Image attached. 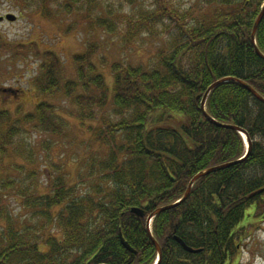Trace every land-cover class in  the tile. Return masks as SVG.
Listing matches in <instances>:
<instances>
[{"label": "trees", "instance_id": "16d2710c", "mask_svg": "<svg viewBox=\"0 0 264 264\" xmlns=\"http://www.w3.org/2000/svg\"><path fill=\"white\" fill-rule=\"evenodd\" d=\"M50 1L110 33L122 25L125 45L139 34L163 42L147 65L107 63L105 56L96 61L98 44L89 42L72 55L76 77L63 85L56 52H40L35 43L14 45L41 55L34 87L51 96L62 91L76 106L69 114L96 144L82 158L75 182L58 172L46 176L47 189L39 191L30 179L39 168H27L36 165L38 153L16 136L27 131L23 123H32L62 137L67 120L46 100L19 117L0 109V155L23 156L25 162L12 165L27 177L0 178V264H154L157 249L146 216L181 199L197 172L245 154L240 132L216 125L200 107L207 87L223 78L229 79L211 89L205 111L244 130L250 151L199 177L185 200L153 217L151 233L161 249L158 264H238L239 245L264 216V101L238 81L264 97V57L251 41L264 0H194L186 8L174 0H125L134 8L124 15L114 14L110 4L104 9L100 0ZM40 3L46 13V0ZM255 43L264 54V16ZM8 45L0 38L1 47ZM106 64L110 82L100 69ZM8 192L31 214L14 215ZM133 206L145 215L132 212ZM175 236L200 250H185Z\"/></svg>", "mask_w": 264, "mask_h": 264}, {"label": "rangeland", "instance_id": "374dc122", "mask_svg": "<svg viewBox=\"0 0 264 264\" xmlns=\"http://www.w3.org/2000/svg\"><path fill=\"white\" fill-rule=\"evenodd\" d=\"M40 2L41 0H0V16L7 13L16 16L13 21L6 19L0 21V38L10 43L7 47L0 46V109H6L14 117H19L26 112H33L37 102L46 100L56 104L57 112L67 120L69 129L62 137L40 132L32 127V123H23L27 131L16 136L22 138L27 145L32 144L38 153L36 165L27 164V168H39L34 181L30 179L31 182L39 184V191H45L46 176L52 177L58 172L68 174L69 182H75L81 171L82 158L89 152V148H94L96 143L93 137H88L85 130L79 126V121L74 115L69 114L76 111V106L64 96L62 91L51 96L40 93L34 87L33 81L39 75V67L44 60L41 55H35L32 48L14 50V45L35 43L34 47L40 52L47 49L56 52L60 58L58 77L60 84L63 85L66 80L76 77L72 55L83 51L89 42L98 44L96 61L101 56H105L107 63L122 60L136 65H147L163 41L162 38L139 34L131 44L125 45L122 25L118 27L116 33H110L91 26L82 19L79 11L67 13L63 6L54 4L57 1L46 0L45 9L48 10L44 13ZM174 2L181 8H186L194 0H174ZM102 3L104 9L105 4H110L114 14L118 11L124 15L134 8L125 0H100V4ZM149 4L150 0L142 3V5ZM100 69L107 82H110L108 65L100 66ZM18 108L20 112L17 111ZM244 142L247 147L246 140ZM14 162L23 163L24 157L13 151L0 155V178L16 177L19 181L22 178L27 179L23 172L13 167ZM23 183L25 184L26 180ZM5 200L17 217L23 218L31 214L30 209L21 207L20 198L14 193L8 192ZM151 222L152 220L150 231ZM251 228V235L239 245L238 264H264V216H257Z\"/></svg>", "mask_w": 264, "mask_h": 264}, {"label": "water", "instance_id": "95a60500", "mask_svg": "<svg viewBox=\"0 0 264 264\" xmlns=\"http://www.w3.org/2000/svg\"><path fill=\"white\" fill-rule=\"evenodd\" d=\"M264 12V3L262 5V10L260 12V14L258 15L254 25H253V28H252V32H251V41L255 47V50L256 52L260 55V56H263L264 57V54L258 49L256 43H255V33H256V29H257V26L260 22V19L262 17V14ZM3 18H6L7 20H14L16 18V16L13 14V13H7L5 16H0V21L3 20ZM229 78H223V79H219L217 81H214L213 83H211L207 89L205 90L204 94L202 95L201 99H200V107L203 109V113L204 115L210 120L212 121L213 123H215L216 125L218 126H222V127H230V128H234V129H237L239 131H241L244 135H245V139H246V143H247V153L244 157L240 158V159H237V160H232V161H228V162H225V163H222V164H219V165H215V166H212V167H209L207 169H204L202 171H199L197 172L189 181L188 183V186H187V189L184 193V195L182 196L181 199H179L178 201H175L173 203H170V204H167V205H163V206H160L158 208H156L154 211H152L151 213H149L147 216H146V229H147V232L148 234L150 235L152 241L154 242L155 244V247L157 249V261L155 264H158L160 262V258H161V249H160V246L158 244V242L156 241V239L152 236L151 234V231H150V221L153 219V217L161 212V211H164L166 209H169L177 204H179L181 201L185 200L186 197L188 196L189 194V191L193 185V183L201 176L205 175V174H208L210 172H213V171H216L218 169H222V168H225V167H228L230 165H233L235 163H238L240 161H242L249 153L250 151V148H251V142H250V139L248 138L247 136V133L244 131V130H240L237 126L235 125H231V124H226V123H221L219 121H216L214 118H212L210 115H208L204 109V105H205V100L209 94V92L211 91V89L213 87H215L218 83L222 82V81H225V80H228ZM246 89H248L254 96H256L257 98H259L260 100L264 101V97L259 94L252 86H250L248 83L242 81V80H238ZM262 189L256 191V192H253L251 193V195H254L256 194L257 192H261ZM131 211L136 213L137 215L139 216H144L145 215V210L141 207H137V206H133L131 207ZM175 239L182 245V247L189 251V252H197L199 251L200 249H195V248H192L188 245L185 244V242L180 239L178 236H175ZM120 240L122 242V244L130 251H134V249L128 244V242L122 237L121 233H120Z\"/></svg>", "mask_w": 264, "mask_h": 264}, {"label": "bare ground", "instance_id": "6f19581e", "mask_svg": "<svg viewBox=\"0 0 264 264\" xmlns=\"http://www.w3.org/2000/svg\"><path fill=\"white\" fill-rule=\"evenodd\" d=\"M261 10H262V8H261ZM261 10H260V12H261ZM260 12H259V14H260ZM258 14V15H259ZM258 15H257V17H258ZM263 16H264V12H263V14H262V17H261V19L263 18ZM257 17H256V19H257ZM256 19H255V21H256ZM261 19H260V21H261ZM255 21H254V23H255ZM260 23V22H259ZM254 25V24H253Z\"/></svg>", "mask_w": 264, "mask_h": 264}]
</instances>
